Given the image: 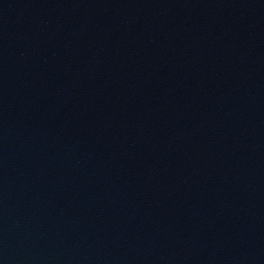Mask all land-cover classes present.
<instances>
[{
	"label": "water",
	"instance_id": "water-1",
	"mask_svg": "<svg viewBox=\"0 0 264 264\" xmlns=\"http://www.w3.org/2000/svg\"><path fill=\"white\" fill-rule=\"evenodd\" d=\"M31 264H264V0H191Z\"/></svg>",
	"mask_w": 264,
	"mask_h": 264
}]
</instances>
